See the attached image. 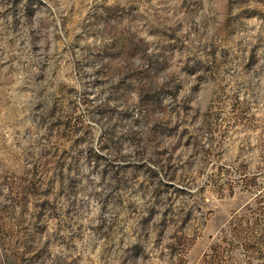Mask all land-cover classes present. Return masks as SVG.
<instances>
[{
	"label": "rangeland",
	"instance_id": "1",
	"mask_svg": "<svg viewBox=\"0 0 264 264\" xmlns=\"http://www.w3.org/2000/svg\"><path fill=\"white\" fill-rule=\"evenodd\" d=\"M0 264H264V0H0Z\"/></svg>",
	"mask_w": 264,
	"mask_h": 264
}]
</instances>
